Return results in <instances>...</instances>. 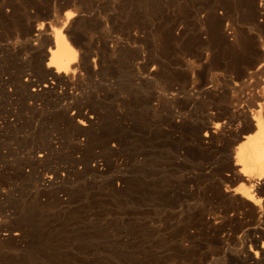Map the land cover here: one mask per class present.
<instances>
[{
    "label": "bare ground",
    "instance_id": "bare-ground-1",
    "mask_svg": "<svg viewBox=\"0 0 264 264\" xmlns=\"http://www.w3.org/2000/svg\"><path fill=\"white\" fill-rule=\"evenodd\" d=\"M0 264H264V0H0Z\"/></svg>",
    "mask_w": 264,
    "mask_h": 264
}]
</instances>
